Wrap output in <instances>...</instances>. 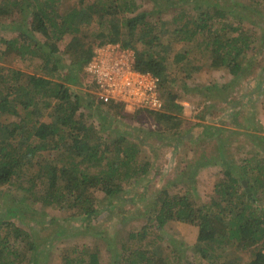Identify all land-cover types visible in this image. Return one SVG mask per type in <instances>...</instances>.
<instances>
[{"label":"trees","instance_id":"trees-1","mask_svg":"<svg viewBox=\"0 0 264 264\" xmlns=\"http://www.w3.org/2000/svg\"><path fill=\"white\" fill-rule=\"evenodd\" d=\"M154 3L159 7L156 12L141 11L136 0H74L69 8H63L67 0H1L0 21L8 19L2 28L15 32L16 39L0 38L4 48H0V199L11 201L12 188L23 197L13 200L15 204L2 202L0 206V264H33L43 252L38 231L19 228L13 219L25 216L48 229L56 219L45 210L53 207L68 213L60 227L71 226L73 222L65 223L70 219H80L77 221L93 236L106 235L100 228L93 232L91 220L104 207L111 216L123 194H145L147 190L141 192L140 188L153 164L142 152L152 145L128 140L123 133L116 141H108L113 125L127 130L117 118L126 105L115 101L105 104L89 91V84L82 83L95 48L118 44L130 49L134 68L159 78L162 109L135 110L152 120L160 139L175 143L184 120L183 106L178 102L182 98L172 87L177 71L172 70L181 66L186 72L181 86L187 88L190 71H198L200 65L191 69L182 66L190 64V53L176 52L174 43L194 46L202 51L212 71H225L230 80L208 85L206 90L230 94L247 71L243 62L249 51L256 50L264 36V0ZM163 12H171L170 18L163 19ZM93 24L97 26L94 32ZM16 60L33 66L25 82L22 71L3 67ZM64 60L72 66V74L69 70L60 72ZM76 84L86 89L72 93L68 86ZM39 97L48 109V121L40 120V109L35 107ZM207 109L197 113L196 138L223 140L226 152L211 158L220 162L222 178L210 201L199 205L188 192L162 189L153 204L143 208L150 215L140 228L121 226L119 247L112 243L82 249L64 247L58 251V264H240L236 261L242 252L249 254L246 264H264V171L258 154L248 150L252 140L259 148L261 144L256 143L255 134L252 138L247 135L248 148L233 156L231 137L240 133L207 122ZM23 115L31 116L30 125ZM7 116L14 120L7 123ZM98 121L101 124L97 127ZM46 152L55 154V159L47 162L41 158ZM36 205L38 210L33 207ZM141 217L134 215V219ZM170 222L196 228V239L188 246L195 263H183L174 247L163 255L156 247L160 239L149 238L152 231L161 232ZM73 230L88 236L83 230ZM61 231L54 232L56 237L64 235Z\"/></svg>","mask_w":264,"mask_h":264},{"label":"rangeland","instance_id":"rangeland-1","mask_svg":"<svg viewBox=\"0 0 264 264\" xmlns=\"http://www.w3.org/2000/svg\"><path fill=\"white\" fill-rule=\"evenodd\" d=\"M241 1L243 2V0ZM136 2H138L141 11L142 9L152 12L158 11L159 7L154 3V0H136ZM192 3H195V1H191V4ZM72 5H74V0H67V4L63 8H69V6ZM170 15L171 12H163L160 14L163 19L170 18ZM157 16L156 14L149 17L155 18ZM149 19L151 18H148V20ZM7 20L8 19H2L0 21L2 24L0 26V38L7 40L16 39L15 32L2 28L3 25L7 24ZM91 29L93 32L96 31V24H93ZM173 46L176 52L188 50L190 53V64L188 63L182 66L191 69L193 66L200 65L198 71H190L191 75L187 82V88L181 86L182 77L185 76L186 72L180 69L181 66L172 70L177 71V79L172 83V87L174 90L177 89L179 91V96L182 98L180 101L178 100L181 106H183L182 119L184 120V125L181 128V136L175 140V143H171L166 138L165 141H163V138L160 139V135L155 131L156 126L152 123L151 119L144 113L137 112V110L127 106L117 117L122 128L127 130H121L117 125H113L115 130L112 133H108L110 134L108 141H116L121 133H123L128 140L134 138L137 139L136 141H143L146 144L152 145L148 150L142 152V156L146 159L148 157L153 164L150 173H148L145 182H143L140 188L142 192L144 188L147 187L145 194H137L132 191L127 195L123 194L122 199L125 201L121 199L122 201L118 200L116 202L117 210H112L114 212L111 216L106 213L107 208L104 207L103 212L99 213L95 217V220H91L90 224H93V232L100 228L106 235L93 236L90 231L84 229V224L77 221L80 219H70L65 223L68 224L73 222L71 226L60 227L62 222H64L63 219L68 216V213L60 212L53 207H49L45 210L49 217L56 219L52 224H49L48 229L43 228L41 225H35L33 220L30 218L26 219L25 216H21L22 218L16 220L13 219L12 221H14L15 225L19 228L37 230L38 234H36V237L43 242V246L41 247L43 252H41L40 256L33 264H58L60 262L58 251L64 247L82 249L81 247L83 246L88 248L89 246L96 247L100 244L110 246L111 243L113 247H119V242L121 236H123L124 230L121 229V226L126 229L140 228L145 223L146 216L150 215V212L146 214L143 208H149V206L153 204L155 196H157L162 189H168L169 191L175 190L181 194L188 192L191 194V198L196 204H207L214 195V187L222 178V166L220 162L216 163L218 160L212 159L219 158L218 156H220L221 151L223 155H225L226 152L224 150V144H222L223 140L217 142L211 138H202L198 141L196 138L193 130L197 131L198 128L194 125L198 122L197 113L204 109L206 110V106L210 107L207 109L208 115L206 116V121L209 120L207 122L213 121L215 126L233 129L235 132L240 133L238 137L236 136L237 134L231 137V142H233L231 143L233 156H239L241 149L243 150L245 147L248 148L250 144L248 138H252L253 134L256 135L255 141H257L256 143L259 142L261 147L259 148V146H256L252 140V148L248 150L252 155L258 154V160L261 161L260 165L264 171V36L262 35V40H260V44L257 45V49L249 51V59L247 58L246 61L243 62L246 68L245 70L247 71L243 73L242 78L238 81L239 84L233 87L230 94H214V90H206L208 85L212 86L213 84L227 83L230 80V76L226 74L225 71H212L209 68V62L203 56L201 50L196 49L194 46L190 47L186 43H174ZM59 47L61 50L63 49L62 44ZM0 48L4 49L3 45L0 46ZM27 65L28 63L26 62L16 60L11 61V65L3 64V67L5 66L22 71L24 76L21 78L23 82H25L30 72L28 70H31L33 67L31 65L27 67ZM71 67L69 61L64 60L61 63L60 72L62 73V71L69 70V73L72 74ZM77 73L79 74L80 71H77ZM83 81L82 83L87 84L85 79ZM198 85L204 86V88L199 89L197 87ZM68 87L72 93L86 89L84 86H78V84ZM90 87L93 89L92 86ZM205 96L206 98H204ZM43 102L41 98L39 102H35L34 104L35 107L40 109V120L48 121V109L44 108L45 104ZM129 108H131V110H129ZM16 110L21 114L23 113L22 109L19 107ZM23 116L27 123L32 122L33 119H31V116ZM11 118V116L5 117L6 122L8 123L10 120H14ZM99 124L101 123L98 121L95 123V126L98 127ZM28 125H30V123H28ZM151 132H153V134H151ZM225 135L224 133V136ZM247 135L248 138L246 137ZM142 145L144 144L142 143ZM175 146L176 148L174 149L173 147ZM40 157L50 162L55 159V154L50 155V153L46 152L40 155ZM205 161L210 162L202 167L197 165ZM36 183V188L38 189L39 182ZM24 186H27V184L24 183ZM10 191L12 200L8 201L4 199L2 201L0 199V206H2V202L6 203V205L15 204L13 200H18L23 197V194L19 196L14 188ZM96 196L100 199L102 198L100 193H97ZM27 197H29V195H27ZM132 197H134V200H132ZM29 199L30 198H27V201L25 202L24 200L23 202L27 203ZM34 199L32 198L30 201ZM102 205L104 206V204ZM33 207L38 210V205ZM124 211L125 215L123 214ZM134 215H140L142 217L140 219H134ZM81 227L84 230L81 229ZM73 228L83 230L88 236L86 237L84 233L81 232H76L74 234L75 231ZM57 230H62L61 232L64 235L61 236V234H59L56 237L54 232ZM149 238L160 239L156 247H158L157 250H160L163 255L169 253L171 247H174L180 252V255H182L183 263L195 261L194 256L188 250V246L192 245L196 239L195 227L187 224L170 222L161 232L157 233L152 231ZM178 244L180 245L177 246ZM48 248L49 250H47ZM249 259V254L242 252L236 262L246 264ZM201 264L206 263L203 262Z\"/></svg>","mask_w":264,"mask_h":264},{"label":"built area","instance_id":"built-area-1","mask_svg":"<svg viewBox=\"0 0 264 264\" xmlns=\"http://www.w3.org/2000/svg\"><path fill=\"white\" fill-rule=\"evenodd\" d=\"M134 61V52L118 44L95 48L84 68L86 83L93 87L89 91L105 104L115 101L133 109L161 110L159 78L137 71Z\"/></svg>","mask_w":264,"mask_h":264},{"label":"clouds","instance_id":"clouds-1","mask_svg":"<svg viewBox=\"0 0 264 264\" xmlns=\"http://www.w3.org/2000/svg\"><path fill=\"white\" fill-rule=\"evenodd\" d=\"M153 103H155V101ZM129 110H131V108H129Z\"/></svg>","mask_w":264,"mask_h":264},{"label":"crops","instance_id":"crops-1","mask_svg":"<svg viewBox=\"0 0 264 264\" xmlns=\"http://www.w3.org/2000/svg\"><path fill=\"white\" fill-rule=\"evenodd\" d=\"M207 121H209V120H207Z\"/></svg>","mask_w":264,"mask_h":264}]
</instances>
